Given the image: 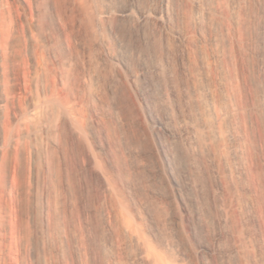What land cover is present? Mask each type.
<instances>
[{
	"label": "bare ground",
	"instance_id": "6f19581e",
	"mask_svg": "<svg viewBox=\"0 0 264 264\" xmlns=\"http://www.w3.org/2000/svg\"><path fill=\"white\" fill-rule=\"evenodd\" d=\"M151 11L0 0V264H212L215 252L216 264H264L250 228L264 221V0ZM136 28L148 47L132 50L138 68ZM148 72L162 77L163 116L143 91ZM175 145L195 160L191 176L215 183L223 231L196 254L203 209L175 173ZM155 170L172 194L149 185Z\"/></svg>",
	"mask_w": 264,
	"mask_h": 264
},
{
	"label": "rangeland",
	"instance_id": "374dc122",
	"mask_svg": "<svg viewBox=\"0 0 264 264\" xmlns=\"http://www.w3.org/2000/svg\"><path fill=\"white\" fill-rule=\"evenodd\" d=\"M142 3H143L144 6L148 7V9L151 8V10H152L151 11V15H152L153 11L156 8L159 9L161 7V0H142ZM145 29H146L147 34H149V35H151L152 33L159 32V30L158 29L155 30V27L152 26V25L145 26ZM132 32H133L135 41L133 40V42H131V43L128 42L127 45H128L129 50L131 51V53L134 54L133 55L134 57L132 55L130 56V62H131V64L134 67L138 68L140 66L141 60L139 61L140 58L137 55L135 56V53H133L132 50L134 52H136L137 48L146 50V49H148V47H146L147 44L144 43V41L138 40L136 38V34L138 32V28L133 29ZM147 57H146V59L144 58V62L146 63L147 61H149V62H147V64L149 66H152L153 63H154L153 62V57L152 56H148V55H147ZM250 63H252V61L250 62L248 60L247 61V66L249 68H250V66H252V64L250 65ZM251 72L254 73L253 70H250V74H251L250 76L253 75ZM148 73L149 74H147L146 77L144 78V80L142 81L143 91H144V93L146 95V98L148 100V104L150 106L149 108H151L152 111H154L157 114L160 113V116L161 115L163 116L164 115V110H163V108H161L162 107V94L161 93H162V84H163L162 77L161 76L159 77L155 73H152V72H148ZM149 119H150V117H149L148 113L146 112V117H145L146 126H148V128L150 129L152 127V122ZM176 146L177 145H175L174 148H173L174 151L176 153H178L177 156L175 154V156L177 157V158L175 157L176 158V162H175V165H176L175 169L176 170H175V173L183 181L184 186L186 188L187 197L190 200L193 199L194 201H198V204L201 205L200 206L201 209H203V211H202V221L196 223L197 232H198L197 236L192 241V243L190 245V247H191L190 253L192 252V254H194V253L196 254L200 244L211 243L212 242V240L214 238V235H215L214 232H216V231L219 232L220 230L223 231V227H220L217 224L219 226L218 227L216 225V223H217L216 220H214V219H218L219 218V214L215 210V199L211 198L210 201H209L208 196H207L208 195L207 193H209L210 188L214 187L215 183H214L213 179L211 180V178H210V180H208L206 178V180H207L206 181L205 178H203V176H200V174L196 175V177L195 176H191L189 174V172H188V171H190L188 165L190 164V162H193L195 160H193L191 158H189L191 160H187L188 159L187 157H184L179 150H176ZM163 169H164V167H162L161 170H163ZM154 175H155L156 179L152 180L153 184L151 182H150L151 184L149 183V185L153 189H155L156 191H158L160 193H163V194L166 193L165 195H170V194H172L174 192V189H173L172 185L168 183L167 178L164 176L165 175V170H164V172H162V171L161 172H156V170H155L154 171ZM155 181H157V182H155ZM166 181H167V183H166ZM194 184H197L199 188H196V189L193 188ZM250 221H251L250 222V226H251L250 228H251V230H253L252 231L253 234L256 236V238L260 237L259 240L261 239V241L264 242V223H263L264 221L263 220H258V219L254 220L252 218H250ZM208 224H209V226H208ZM207 226H208V228H207ZM262 237H263V239H262ZM222 245H223L224 248L226 246H228L229 245L228 240H224ZM208 256H209L210 260L213 262L212 264H216L215 261L218 260L219 253L215 252L213 255H208ZM200 261H201V259H198V258L195 260V262L198 263V264H200Z\"/></svg>",
	"mask_w": 264,
	"mask_h": 264
}]
</instances>
